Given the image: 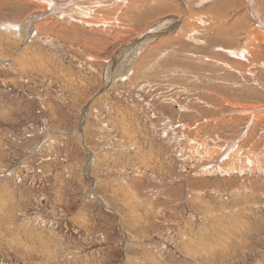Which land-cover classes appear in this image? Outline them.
Returning <instances> with one entry per match:
<instances>
[{
  "label": "rangeland",
  "instance_id": "1",
  "mask_svg": "<svg viewBox=\"0 0 264 264\" xmlns=\"http://www.w3.org/2000/svg\"><path fill=\"white\" fill-rule=\"evenodd\" d=\"M66 1L0 0V264H264L250 0ZM210 5L212 33L150 38ZM234 39L251 70L216 61Z\"/></svg>",
  "mask_w": 264,
  "mask_h": 264
},
{
  "label": "bare ground",
  "instance_id": "2",
  "mask_svg": "<svg viewBox=\"0 0 264 264\" xmlns=\"http://www.w3.org/2000/svg\"><path fill=\"white\" fill-rule=\"evenodd\" d=\"M31 1V0H30ZM80 2L83 1H88V0H77ZM123 2H125L126 0H122ZM209 1V0H208ZM66 2H69V0H67ZM209 3V2H208ZM68 8V12H72L75 13L77 15L81 14V11H84L87 9V7L85 6V4L79 6V7H74V6H67ZM222 8V7H220ZM220 8H218V10H213V5H210L208 7H206V14H204V11L198 12V11H193V10H189L187 13L189 15V18L185 21L182 22V24H179V19H173L171 22V26H168L164 29H159V27L156 28V30L153 32V35L150 36V38L153 39H157L158 37H160V35L163 32H170V33H179L178 37H179V41L181 40H188L189 38H193V36L195 35V33H212L216 28V24L214 23V18H213V14L215 13L216 16H222L225 12V9L222 8V11H220ZM246 9L249 13L250 16V22H251V29L249 31L246 32V38L250 39L253 36H260L262 40H264V0H250L246 6ZM67 12V13H68ZM40 16H42V14L40 13H32L30 15V21L33 23L37 18H39ZM206 16V17H204ZM78 20L80 22H82L79 18ZM54 21V20H53ZM47 22V21H46ZM29 23V22H28ZM51 23V22H50ZM83 23V22H82ZM97 24L99 22H96ZM177 23V24H176ZM27 24V22H26ZM36 24V23H35ZM176 24V25H175ZM15 25V24H14ZM47 25V24H46ZM106 25V24H104ZM179 25L181 26V29L179 27ZM39 25H35V27H38ZM222 26V25H220ZM15 27V26H13ZM12 28V27H11ZM16 28V27H15ZM41 28V27H39ZM38 29V28H37ZM11 30V29H10ZM14 30V28L12 29ZM17 30V29H16ZM14 30V32L16 31ZM40 30V29H39ZM206 33V34H207ZM20 34V33H18ZM175 34V35H176ZM209 35V34H208ZM207 35V36H208ZM162 38V37H160ZM17 42V41H16ZM155 42V41H154ZM167 43L168 41H166V38H163L159 41V43ZM213 42H219V41H213ZM27 43V42H26ZM226 44L227 46L229 45V43L226 42H219V44ZM139 44V47H137V45ZM163 45V44H162ZM27 46V45H26ZM142 46L141 41H137V43L133 46V48L135 47V52L140 53V51L142 50L140 47ZM166 46V45H165ZM176 46L178 47H182V49L185 50V46L183 45H179L177 44ZM226 46V47H227ZM149 47V46H148ZM163 47V46H162ZM161 47V48H162ZM222 47V46H221ZM225 47V46H224ZM165 48V47H164ZM196 48V47H195ZM181 49V50H182ZM253 51H256L258 56H259V52L257 50V47H252L251 48ZM166 50V49H165ZM169 50V49H168ZM180 50V51H181ZM194 50V49H193ZM164 51V50H163ZM196 51V50H195ZM186 52V51H185ZM199 52V51H198ZM201 52V51H200ZM141 54V53H140ZM162 54V53H160ZM142 55V54H141ZM196 55V54H195ZM219 55L221 56L220 59L216 60L217 62L221 63L223 66H232L235 69L239 70V71H249L251 70V66H254L257 64L256 60H253L252 62H248L246 59L245 60H237L238 58H235L229 54H214V56ZM160 56V55H158ZM223 56H225V59L222 60ZM231 57L232 59L230 61L227 60V57ZM197 57V56H196ZM144 58V57H143ZM148 58V57H147ZM258 58V57H257ZM142 59V58H141ZM156 62V61H155ZM186 63V62H184ZM22 64V62H21ZM149 67V66H148ZM235 104H239L238 102ZM229 105V104H228ZM237 106V105H236ZM235 108V107H234ZM125 121V120H124ZM122 121V122H124ZM126 122V121H125ZM203 122V121H202ZM123 124V123H121ZM125 124V123H124ZM126 127V124H125ZM125 127L123 130H125ZM123 128V127H122ZM129 129V128H128ZM125 132V131H124ZM126 133V132H125ZM127 134V133H126ZM216 148V147H215ZM218 148L217 147V152H218ZM215 150V149H214ZM216 152V153H217ZM214 153V152H213ZM226 165V164H224ZM125 217V216H124ZM126 220V219H125ZM186 249V248H185ZM184 250V249H183ZM188 251V250H187ZM59 263V262H58Z\"/></svg>",
  "mask_w": 264,
  "mask_h": 264
},
{
  "label": "crops",
  "instance_id": "3",
  "mask_svg": "<svg viewBox=\"0 0 264 264\" xmlns=\"http://www.w3.org/2000/svg\"><path fill=\"white\" fill-rule=\"evenodd\" d=\"M210 43L211 44L213 43V45H212L213 46V51H216L214 54H222V53L223 54H229V55H231V56H233L235 58H238V59L239 58H241L242 60L246 59L248 62H252L254 59H257V57H258L257 52L256 53L253 52L252 49H250L248 46H246V44H244L240 40L234 39V40L230 41L229 45L227 47H225V48H220L218 42H210ZM230 67H232V66H230ZM233 75H231L232 78H234ZM241 77H246L247 81L253 80V77L251 78V76L248 77L246 75H242ZM242 80H244V79H242ZM254 85H256V84H254ZM257 89H258V87H257ZM257 89L255 88V92L256 93H254V95L258 96L259 92L257 91ZM251 109L255 113H257L259 111H264V107L260 108V107H258V105H256L255 107H251ZM228 144H230L229 149H232L231 151H228V152H233V150H234L233 147H235V145H236L235 141L230 142ZM224 146H226V144ZM222 149H223V147H220V150H222ZM232 155L233 156H238V151L236 150V152H234Z\"/></svg>",
  "mask_w": 264,
  "mask_h": 264
}]
</instances>
